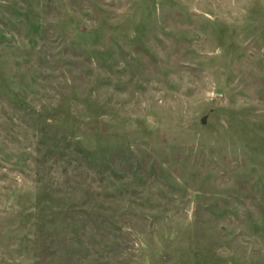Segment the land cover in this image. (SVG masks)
I'll list each match as a JSON object with an SVG mask.
<instances>
[{"label":"rangeland","instance_id":"rangeland-1","mask_svg":"<svg viewBox=\"0 0 264 264\" xmlns=\"http://www.w3.org/2000/svg\"><path fill=\"white\" fill-rule=\"evenodd\" d=\"M0 264H264V0H0Z\"/></svg>","mask_w":264,"mask_h":264}]
</instances>
